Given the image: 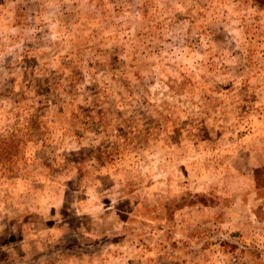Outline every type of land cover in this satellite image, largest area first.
<instances>
[{
  "label": "rangeland",
  "instance_id": "obj_1",
  "mask_svg": "<svg viewBox=\"0 0 264 264\" xmlns=\"http://www.w3.org/2000/svg\"><path fill=\"white\" fill-rule=\"evenodd\" d=\"M0 264H264V0H0Z\"/></svg>",
  "mask_w": 264,
  "mask_h": 264
}]
</instances>
